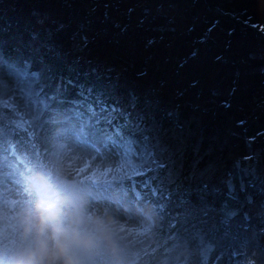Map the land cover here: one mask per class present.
Segmentation results:
<instances>
[{"label":"snow or ice","instance_id":"1","mask_svg":"<svg viewBox=\"0 0 264 264\" xmlns=\"http://www.w3.org/2000/svg\"><path fill=\"white\" fill-rule=\"evenodd\" d=\"M25 2L33 9L22 27L0 15V93L7 97L0 98V127L23 112L26 119L17 125L23 128L22 139L30 138V145L35 140L32 147L42 157L50 154L55 132L75 158L93 152L99 158L104 148L105 155L115 159L123 146L135 148L139 157L150 158L145 171L116 179L158 205L166 235L189 250L187 264H241V257L243 264H264V154L256 158L255 168L234 166L221 175L214 160L202 166L215 144L202 151L199 138L210 115L217 117L209 102L222 108L223 115L237 105L264 114V49L230 60L234 45L233 32L228 31L224 52L214 55L212 66L177 86L170 77L149 75L152 56L129 76L136 64V37L151 30L163 41L165 32L177 27L169 29L160 19L178 26L179 10L201 6L197 0ZM48 3L82 10L87 24L99 19L102 9L104 26L86 29L81 23L70 30L68 23L37 15L39 6ZM218 23L207 28L202 42ZM153 43L150 39L145 47ZM159 63H167L163 52ZM224 68L230 74L222 93L207 81L219 77ZM204 239L211 241L207 247Z\"/></svg>","mask_w":264,"mask_h":264},{"label":"rangeland","instance_id":"2","mask_svg":"<svg viewBox=\"0 0 264 264\" xmlns=\"http://www.w3.org/2000/svg\"><path fill=\"white\" fill-rule=\"evenodd\" d=\"M197 2L201 6L195 9L179 10L180 20L178 26L168 24L163 18L159 21L161 25H167L169 29L177 27L175 32H165L174 49L172 47L169 49L164 47L165 41L159 39V33L151 32L146 35L144 30L139 33L140 37L143 36L142 40L145 38L149 40L158 39L162 46L151 51L146 49L143 44L138 45V41H136L135 68L143 69L141 66L145 65V58L152 56L151 64L153 67L149 73L150 76L155 72L157 75L170 77L177 86H184L188 78L200 75L205 68L212 66L215 54L224 52L223 44L226 33L231 31L229 29L232 26L234 27L233 20L235 19L238 22V27L233 32L234 49L229 59L245 56L250 51L264 49V0H197ZM50 6L53 10L61 11L65 15L68 14L70 16V9L60 7L54 3H51ZM217 21L219 23L210 38L202 42L201 37L205 35L207 28ZM189 28L192 30L189 31ZM239 28L243 29L245 33H242ZM205 42H211V46L209 45L210 47H208ZM161 52L167 57L166 64L159 63ZM193 52L196 55H193ZM182 58L185 67L182 70L175 71L177 62ZM170 60L172 61V66L168 67ZM229 74L230 70L228 68L222 69L219 77L215 80L207 81L208 86L215 87L223 93L228 86ZM252 82L254 90H258L259 81L255 76L252 77ZM0 98L7 99L2 93H0ZM209 106L213 108L214 105L209 102ZM2 107L0 105V115H4ZM214 107L213 110L217 112V117L210 115L201 131L200 139L202 141V151H206L210 144H215V151L211 153L210 157H206L205 161H202V166L208 159L214 160L221 168V175H223L225 167L230 165L229 163L242 168H255L256 158L264 154V114L259 110L237 105L234 106L230 113L223 115V111L221 112L222 108L217 105ZM218 107L220 109L215 110ZM9 119L12 121L10 124L8 120H5V126L0 127V146L8 147L11 141H19L20 148H18L20 153L17 151L15 155L11 156L0 155V205L4 202L9 204L8 217L9 223H11L15 206L19 203L30 201L32 197L29 190H33V188L30 183L32 172L25 173L23 168L25 166L24 162H26L25 158L28 156L30 145L28 139L30 138L22 139L23 128L17 127L18 124H23L26 118L21 112L19 117H10ZM239 120H243L244 124H239ZM24 127H27V124H24ZM17 133H20V136H17ZM59 136V132L53 134L51 152L47 157L37 155V149L32 147L36 142L32 140L31 147L34 150L31 151L29 149V151L33 153L34 168L50 162L54 163L57 173L66 178L67 183L61 190H64L67 196L69 195L71 198L80 195L86 196L90 209H106L111 215L116 217L120 221V226L117 230L118 238L121 241L124 254L131 261V264H177L178 259L187 264L186 257L189 255V250L182 241L172 239L166 235L167 224L165 223L164 215L161 214V219L156 225L145 227L139 223L137 217L132 213L130 205L127 206L123 203V199H116L115 195H100L97 197L89 196L88 194L84 195L82 190L87 184L85 179L94 177L93 175L98 174V172L90 171L86 168L81 170L83 168L82 161H87L95 152L91 156L85 155L82 158H75L77 154L68 151L62 145L63 141L57 139ZM24 143H28V147ZM102 150L106 151L104 148L100 149V151ZM120 156L121 158H118ZM245 157L250 159H245ZM116 158L123 165L121 167L124 168L122 173L128 175L145 170V163L150 159L147 156L139 157L135 148L131 146H123ZM261 168L264 170V159H261ZM104 175L110 176L113 173L101 176ZM80 176L84 179L80 178ZM144 179L147 180V176ZM149 186L152 187L151 184ZM121 189H123V193H120V195H124L126 192L125 186ZM57 190L51 186L49 188L51 192ZM74 191L76 194L71 196ZM4 195L11 199L2 201ZM141 196L143 199H147L146 194L139 191L136 197L140 199ZM9 236L13 237L14 233H9ZM6 242L10 243L11 240ZM210 243L211 241L208 239L202 241L205 247ZM150 247L152 248L149 249ZM237 247L243 251L241 242H237ZM138 248L146 252L147 258L138 259V256L142 255L139 253ZM181 250H183L185 255L177 257V253ZM95 261L96 264H105L103 252L95 257ZM241 264H243V257H241Z\"/></svg>","mask_w":264,"mask_h":264},{"label":"clouds","instance_id":"3","mask_svg":"<svg viewBox=\"0 0 264 264\" xmlns=\"http://www.w3.org/2000/svg\"><path fill=\"white\" fill-rule=\"evenodd\" d=\"M30 183L35 194L15 206L11 223L9 204L0 205V264H96L101 252L105 264H131L117 235L116 217L106 209H90L86 196L49 192L50 186L59 190L67 183L54 163L36 167ZM130 210L145 227L161 219L160 209L150 199L133 201ZM184 255L183 250L177 253ZM177 264L185 262L178 259Z\"/></svg>","mask_w":264,"mask_h":264},{"label":"trees","instance_id":"4","mask_svg":"<svg viewBox=\"0 0 264 264\" xmlns=\"http://www.w3.org/2000/svg\"><path fill=\"white\" fill-rule=\"evenodd\" d=\"M50 5H51V3L39 6V11H37V15H43V14L44 15H48L50 17H53V18L57 19L59 22L68 23L69 26H70V30H76L80 26L81 23H86V17H85V14L83 13L82 10H80V9H70V16H68V14L65 15V13H62L61 11L53 10ZM32 9H33V5L31 3L25 2V0H3V3H0V15H2L6 21L12 23L14 27L17 24H19V26L22 27L28 21V19L30 18ZM102 11L103 10H101V12L99 11L98 14H97L100 17L99 19L92 18V23L91 24H87L86 23V29L87 28L95 29V28H99V27H103L104 26V25L101 24ZM230 17H232V16L230 15ZM233 21H234V27L232 26V28L229 29L232 32H234V29L238 27L237 20L235 19ZM239 30L242 33H245V31H243V29L239 28ZM151 32L152 31H150V30H146L144 33H146V35H147V34H149ZM144 33H142V34H144ZM155 34H156V32H155ZM164 35H165V39H164L165 45H164V47L165 48L168 47V49H169L170 47H172L171 44H170V40L167 38V34L166 33ZM149 36H152V35H149ZM142 37H140V35L138 34L137 37H136V41H138V45H142L143 44L144 47H145V45H147V42H148L149 39L145 38L144 40H142ZM205 43L208 44L207 45L208 47L211 46V42H205ZM160 46H162V44L160 43V40H158V39L156 40L155 39V43H153L151 45H148L145 48L146 49H150L151 51H154L157 47H160ZM172 48L174 49V47H172ZM172 48H171V50L173 51ZM172 58H173V56H172ZM181 64H184L183 58L180 61L177 62L175 71L182 70L179 67ZM145 66L146 65H142L141 67L144 68ZM171 66H172V61L170 60L169 64H168V67H171ZM136 69L137 68H134V67L133 68H129V73H128L129 76H131V74ZM214 106H213V109L215 108ZM217 109H220V108L218 107L215 110H217ZM222 111L223 110H221V112ZM230 111H229V113H230ZM201 135H202V133H201ZM199 138H201V136ZM24 144L28 147V143H24ZM18 147H19V143L17 141H11L8 147L0 146V155L1 154H5L7 156H11V155H15L17 151H19V153H20V150H19L20 147L19 148ZM29 149L31 151L34 150L31 147V145H29ZM29 149H28V156H26V158H25L26 162H24L25 166L23 167L25 173L30 172V171L33 172V170L35 169L34 168V161H33V158H32L33 157V153L31 151H29ZM118 158H121V156L118 157ZM118 158L113 159L110 156H106L105 152L102 150V151H100L99 158H97V154L95 153L91 157H89L87 161H85V160L82 161L83 162L82 163L83 164V168L81 170L86 168V169H88L90 171L98 172V174L93 175L94 177H91L90 179L89 178L85 179L87 184L85 185V187L82 190V193L84 195L88 194L89 196L93 195L94 197H97V196H100V195H107V196L108 195L109 196L110 195H115L116 199H119V200L123 199V203H125V205H127V206L131 205L130 203H132L133 201L138 200L136 196L138 195L140 190H138V189L134 190V188H131L127 184H124L121 181L116 179V177H122V176H125V175L131 177V176L134 175V174L128 175V174H123L122 173L124 168H121V167H123V165H121L120 161L117 160ZM229 164L230 165L225 167L223 174H226L228 171L234 170L233 163H229ZM91 167H92V169H91ZM143 171H145V170L143 169V170H140L138 172H143ZM108 173H113V175L101 176L103 174H108ZM80 178H83V177L80 176ZM135 182L139 183V180H137ZM123 186H125L126 192L124 193V195H120V193H123L122 192L123 189H121ZM26 189H27V187H26ZM6 191H8V190H6ZM49 192L53 193V194L63 195V196H66L68 198H71V197H69V195L67 196V194H66V192H64V190H61V189L57 190V191H53V192L49 191ZM29 193L31 194V195L30 194L29 195L33 198V196L35 194L34 190H29ZM74 194H76L75 191L73 192V195L71 194V196H74ZM118 195L120 196L119 198H118ZM141 198H143V197L141 196ZM10 199H8V197L6 195H4L2 197V201L10 200ZM147 199H149V198L147 197ZM160 214H162L161 210H160ZM151 248L152 247H150L149 249H151ZM138 251H139V253L142 254V255L138 256L139 257L138 259H142L144 257L147 258L146 252H143L142 249H140V248H138ZM143 253H144V255H143Z\"/></svg>","mask_w":264,"mask_h":264}]
</instances>
